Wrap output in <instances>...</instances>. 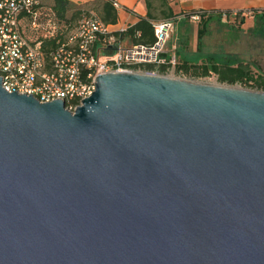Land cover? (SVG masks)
<instances>
[{
	"label": "water",
	"instance_id": "obj_1",
	"mask_svg": "<svg viewBox=\"0 0 264 264\" xmlns=\"http://www.w3.org/2000/svg\"><path fill=\"white\" fill-rule=\"evenodd\" d=\"M0 264H264V92L108 71L72 112L0 78Z\"/></svg>",
	"mask_w": 264,
	"mask_h": 264
},
{
	"label": "built area",
	"instance_id": "obj_2",
	"mask_svg": "<svg viewBox=\"0 0 264 264\" xmlns=\"http://www.w3.org/2000/svg\"><path fill=\"white\" fill-rule=\"evenodd\" d=\"M116 8L117 0H110ZM199 21L201 12L189 15ZM172 20L153 22L156 41L152 46L123 47L108 24L96 13L83 11L67 35L58 37L59 25L51 8L39 0H0V78L7 91L32 94L40 102L62 99L74 111L91 94L96 75L108 71L159 73L165 63L160 53ZM24 26L28 27V34ZM55 45L44 50V41ZM157 45V47H156ZM140 63H152L147 70ZM162 71L176 66L173 56Z\"/></svg>",
	"mask_w": 264,
	"mask_h": 264
},
{
	"label": "rangeland",
	"instance_id": "obj_3",
	"mask_svg": "<svg viewBox=\"0 0 264 264\" xmlns=\"http://www.w3.org/2000/svg\"><path fill=\"white\" fill-rule=\"evenodd\" d=\"M52 11L60 27L58 37L61 38L75 27L83 13L82 10L72 9L61 17L53 9ZM239 21H208L205 33L198 42L197 30L201 27V23L192 22L188 19L172 20L163 45V53L173 56L176 60L177 55H179L177 50L181 49L180 51L185 58L198 63H209L210 60L230 64L246 61L252 64L255 74H264V24L257 21L254 23L250 18L246 19L244 23ZM121 41L123 47L131 46L128 38H122ZM157 75L264 92V89L256 86L253 82L247 85L238 82L233 84L220 82L213 72L206 76H195L189 72H177L174 68L171 73L163 74L159 71Z\"/></svg>",
	"mask_w": 264,
	"mask_h": 264
},
{
	"label": "crops",
	"instance_id": "obj_4",
	"mask_svg": "<svg viewBox=\"0 0 264 264\" xmlns=\"http://www.w3.org/2000/svg\"><path fill=\"white\" fill-rule=\"evenodd\" d=\"M43 6L49 7L56 12V0H39ZM110 0H64L65 12L68 13L72 9L89 11L96 13L101 19L103 16V6ZM120 4L119 8H115L117 17L115 23H107L110 31L124 30L130 25L136 23L139 17H145L148 7L145 0H117ZM168 6L173 12L171 20L188 19L190 13L201 12L204 16H208V21L217 20L218 22H228L232 20H240L244 23L246 19H252L255 23L262 22L264 24V16L261 10L264 9V0H166L162 4L161 0H152L150 10L155 14V20L160 21L166 19L159 14V10ZM241 11L239 16L236 15ZM264 15V14H263ZM194 22V21H192ZM198 22V21H197ZM25 32L28 34V27L24 26ZM59 38H61L59 36ZM52 39L45 40L44 44H49ZM123 46V45H122Z\"/></svg>",
	"mask_w": 264,
	"mask_h": 264
},
{
	"label": "trees",
	"instance_id": "obj_5",
	"mask_svg": "<svg viewBox=\"0 0 264 264\" xmlns=\"http://www.w3.org/2000/svg\"><path fill=\"white\" fill-rule=\"evenodd\" d=\"M162 4L166 3V0H161ZM148 12L145 17H139L138 21L133 25H130L124 30L120 31H111V34L115 35L119 39L128 38L131 42V45H143V46H152L156 41V36L154 34L153 22L155 20V14L152 13L150 10L152 0H145ZM56 14L59 16H63L65 12L64 0H56L55 4ZM261 15L264 16V9L260 11ZM159 14L166 18L163 20H171L173 16V12L167 6L162 7L159 10ZM191 14V13H190ZM241 14V11L236 13L237 16ZM117 13L115 8L113 7L112 3L109 1L104 4L103 6V16L102 20L105 23H115L116 22ZM160 20V21H163ZM201 23V27L197 30V39L198 42L202 39L206 25L208 23V16H204V13H201L200 20L198 21ZM55 39H52L49 44H44V50H48L49 47H53L55 45ZM181 49H178L176 58V71H184L192 73L195 76H206L210 73H215L217 75V79L220 82H225L229 84L233 83H241L244 85L250 84L253 82L256 86L264 89V74L258 73L255 74L253 72V67L250 62L246 61H238L234 64H230L227 62H217L215 60H210L209 63L207 62H191L187 58L182 55ZM161 57H163L165 63L161 64L159 67V71H163L166 67V62H169L171 59V55L167 53H160ZM142 68L150 70L153 68L152 63H140L139 64Z\"/></svg>",
	"mask_w": 264,
	"mask_h": 264
}]
</instances>
